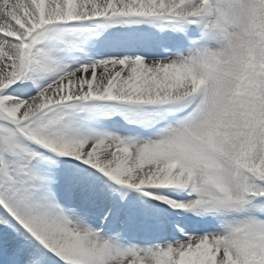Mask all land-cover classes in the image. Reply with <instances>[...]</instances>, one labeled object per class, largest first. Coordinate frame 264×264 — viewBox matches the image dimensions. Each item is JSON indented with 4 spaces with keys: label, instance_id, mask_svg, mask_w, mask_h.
I'll use <instances>...</instances> for the list:
<instances>
[{
    "label": "snow or ice",
    "instance_id": "snow-or-ice-1",
    "mask_svg": "<svg viewBox=\"0 0 264 264\" xmlns=\"http://www.w3.org/2000/svg\"><path fill=\"white\" fill-rule=\"evenodd\" d=\"M0 264H264V0H0Z\"/></svg>",
    "mask_w": 264,
    "mask_h": 264
}]
</instances>
